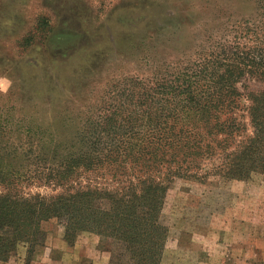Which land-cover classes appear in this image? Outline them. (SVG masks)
I'll use <instances>...</instances> for the list:
<instances>
[{
    "label": "trees",
    "instance_id": "obj_1",
    "mask_svg": "<svg viewBox=\"0 0 264 264\" xmlns=\"http://www.w3.org/2000/svg\"><path fill=\"white\" fill-rule=\"evenodd\" d=\"M251 2L258 18L224 24L187 64L111 88L105 114L77 115L58 136L0 123V264L22 244L32 256L53 224L70 247L109 241L110 264H161L176 179L264 176V90L240 89L264 83V0Z\"/></svg>",
    "mask_w": 264,
    "mask_h": 264
},
{
    "label": "rangeland",
    "instance_id": "obj_2",
    "mask_svg": "<svg viewBox=\"0 0 264 264\" xmlns=\"http://www.w3.org/2000/svg\"><path fill=\"white\" fill-rule=\"evenodd\" d=\"M257 14L251 0H0V123L58 136L77 115L105 114L111 88L187 64L224 24ZM161 222V264H264V176L176 179ZM47 229L32 256L22 244L3 264H110L109 241L85 234L70 247L63 227Z\"/></svg>",
    "mask_w": 264,
    "mask_h": 264
}]
</instances>
